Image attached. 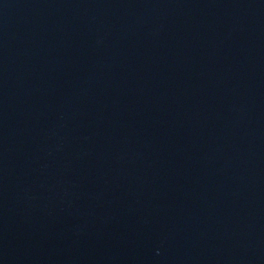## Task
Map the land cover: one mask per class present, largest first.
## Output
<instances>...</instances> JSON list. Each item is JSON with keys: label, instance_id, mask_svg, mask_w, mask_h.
Here are the masks:
<instances>
[{"label": "water", "instance_id": "1", "mask_svg": "<svg viewBox=\"0 0 264 264\" xmlns=\"http://www.w3.org/2000/svg\"><path fill=\"white\" fill-rule=\"evenodd\" d=\"M0 264H264V0H0Z\"/></svg>", "mask_w": 264, "mask_h": 264}]
</instances>
